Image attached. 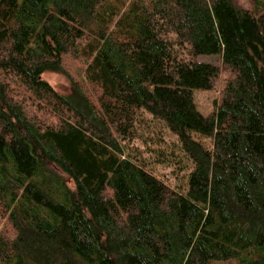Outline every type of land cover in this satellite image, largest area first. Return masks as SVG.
Instances as JSON below:
<instances>
[{
  "label": "trees",
  "instance_id": "1",
  "mask_svg": "<svg viewBox=\"0 0 264 264\" xmlns=\"http://www.w3.org/2000/svg\"><path fill=\"white\" fill-rule=\"evenodd\" d=\"M149 103L185 193L127 152ZM1 224L0 264H264V0H0Z\"/></svg>",
  "mask_w": 264,
  "mask_h": 264
},
{
  "label": "rangeland",
  "instance_id": "2",
  "mask_svg": "<svg viewBox=\"0 0 264 264\" xmlns=\"http://www.w3.org/2000/svg\"><path fill=\"white\" fill-rule=\"evenodd\" d=\"M108 1L118 4L128 0ZM200 60L220 65L219 56H200ZM42 77L54 89L60 92L68 91L69 83L63 76L55 73H45ZM171 94L173 100L167 103V106L171 110H176L180 108L179 100L176 92L171 91ZM218 94V90L193 92L194 104L203 116L212 113L213 103L217 99ZM189 132L192 138L205 149L211 148L208 138L199 135L191 129ZM124 144L133 161L143 166L172 188L182 193L186 192L189 173L193 168L192 161L181 149L178 137L170 131L165 122L159 119L151 103L140 111L131 136L124 141Z\"/></svg>",
  "mask_w": 264,
  "mask_h": 264
}]
</instances>
